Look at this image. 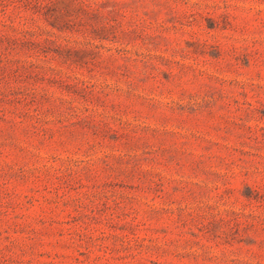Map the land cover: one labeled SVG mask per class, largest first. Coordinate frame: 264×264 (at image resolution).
I'll use <instances>...</instances> for the list:
<instances>
[{"label":"rangeland","instance_id":"1","mask_svg":"<svg viewBox=\"0 0 264 264\" xmlns=\"http://www.w3.org/2000/svg\"><path fill=\"white\" fill-rule=\"evenodd\" d=\"M0 264H264V0H0Z\"/></svg>","mask_w":264,"mask_h":264}]
</instances>
